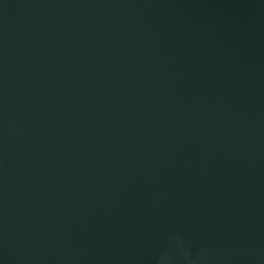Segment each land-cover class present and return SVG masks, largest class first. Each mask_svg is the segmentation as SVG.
Here are the masks:
<instances>
[{"label": "water", "instance_id": "water-1", "mask_svg": "<svg viewBox=\"0 0 264 264\" xmlns=\"http://www.w3.org/2000/svg\"><path fill=\"white\" fill-rule=\"evenodd\" d=\"M264 264L260 0H0V264Z\"/></svg>", "mask_w": 264, "mask_h": 264}, {"label": "clouds", "instance_id": "clouds-1", "mask_svg": "<svg viewBox=\"0 0 264 264\" xmlns=\"http://www.w3.org/2000/svg\"><path fill=\"white\" fill-rule=\"evenodd\" d=\"M260 2L261 4H264V0H260ZM175 244L180 253V258L185 262V264H202L204 257L201 255L194 259L191 258V253L188 249L185 248L184 241L182 239H177ZM161 264H170V258L166 255L163 256L161 258Z\"/></svg>", "mask_w": 264, "mask_h": 264}]
</instances>
